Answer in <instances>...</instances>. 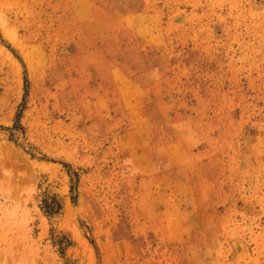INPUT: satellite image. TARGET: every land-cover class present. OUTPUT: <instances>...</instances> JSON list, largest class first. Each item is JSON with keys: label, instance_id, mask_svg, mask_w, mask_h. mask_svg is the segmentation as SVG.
I'll return each instance as SVG.
<instances>
[{"label": "rangeland", "instance_id": "374dc122", "mask_svg": "<svg viewBox=\"0 0 264 264\" xmlns=\"http://www.w3.org/2000/svg\"><path fill=\"white\" fill-rule=\"evenodd\" d=\"M0 264H264V0H0Z\"/></svg>", "mask_w": 264, "mask_h": 264}]
</instances>
